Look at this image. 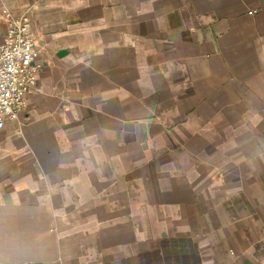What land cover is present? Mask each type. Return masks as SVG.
<instances>
[{
    "label": "crops",
    "instance_id": "crops-1",
    "mask_svg": "<svg viewBox=\"0 0 264 264\" xmlns=\"http://www.w3.org/2000/svg\"><path fill=\"white\" fill-rule=\"evenodd\" d=\"M5 7L40 69L0 129V264H264V0Z\"/></svg>",
    "mask_w": 264,
    "mask_h": 264
},
{
    "label": "built area",
    "instance_id": "built-area-1",
    "mask_svg": "<svg viewBox=\"0 0 264 264\" xmlns=\"http://www.w3.org/2000/svg\"><path fill=\"white\" fill-rule=\"evenodd\" d=\"M256 11L250 10L249 14ZM0 18L6 35L0 43V129L26 110L27 95L35 87L40 69V48L28 11L19 15L4 8ZM35 264V263H29Z\"/></svg>",
    "mask_w": 264,
    "mask_h": 264
}]
</instances>
